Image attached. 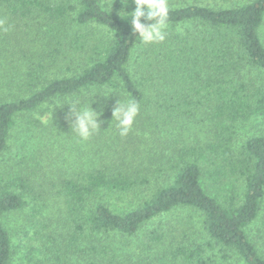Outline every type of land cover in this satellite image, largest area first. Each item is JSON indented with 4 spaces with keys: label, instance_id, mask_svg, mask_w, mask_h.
<instances>
[{
    "label": "trees",
    "instance_id": "16d2710c",
    "mask_svg": "<svg viewBox=\"0 0 264 264\" xmlns=\"http://www.w3.org/2000/svg\"><path fill=\"white\" fill-rule=\"evenodd\" d=\"M107 2L0 0V154L17 128L31 145L0 166V264L14 258L6 216L31 204L34 217L47 218L52 242L87 264L112 263V238L134 236L180 207L203 215L227 256L264 264L248 232L264 208V85L254 75L264 70V0L169 6L172 30L148 45ZM190 23L206 28L202 38L174 32ZM118 94L140 103L125 137L110 125ZM54 98L91 101L100 129L80 141L67 103L42 124L34 113ZM197 110L211 123L195 139L186 132ZM240 122L263 130L238 145ZM111 193L127 194L133 206L113 210ZM205 251L179 247L174 260L207 264Z\"/></svg>",
    "mask_w": 264,
    "mask_h": 264
},
{
    "label": "rangeland",
    "instance_id": "374dc122",
    "mask_svg": "<svg viewBox=\"0 0 264 264\" xmlns=\"http://www.w3.org/2000/svg\"><path fill=\"white\" fill-rule=\"evenodd\" d=\"M109 7L116 12L126 11L135 8L132 0H107ZM247 0H168L169 6L185 5L188 3H199L213 6H232ZM205 29L197 24H187L179 26L174 30L175 33L184 34L197 39L202 38ZM168 28V32L171 31ZM255 81L260 86L264 85V70L254 73ZM196 112V111H195ZM206 111L197 110L196 116L189 124L187 134L196 139V134L203 138L209 134V122L206 117ZM263 124L261 122H240L236 126V141L241 145L249 136L262 132ZM17 128L11 141V148L5 154H0V166L4 159L23 154L30 149L27 139L29 132H21ZM191 139V137H190ZM106 201L110 207L118 212H123L132 207L133 199L127 194L111 193ZM261 213L260 218L248 229L249 235L256 242L259 250L264 255V228L262 226ZM34 217L32 214V204L28 206L25 212L18 214H9L5 218V224L9 229L14 246V258L11 264H87L86 259L75 253L67 254L60 244L52 242L50 239V229L45 227L48 223L47 218L41 216ZM45 219V220H44ZM154 232L160 234L161 240L153 242L151 236ZM113 239L116 245L114 260L109 264H177L174 260V252L179 247L189 250L197 245L205 248V259L207 264H243V261L237 256H227L222 249L217 246L203 224V215L193 208L180 207L168 213L163 214L149 224L144 225L140 231L131 237L115 236ZM181 258V259H180ZM178 264H183V257H180ZM181 261V262H180Z\"/></svg>",
    "mask_w": 264,
    "mask_h": 264
},
{
    "label": "clouds",
    "instance_id": "9594fccd",
    "mask_svg": "<svg viewBox=\"0 0 264 264\" xmlns=\"http://www.w3.org/2000/svg\"><path fill=\"white\" fill-rule=\"evenodd\" d=\"M126 4L127 0H123ZM135 8L131 12L121 11V15L131 17L130 24L134 35L138 38L140 44L148 45L160 43L166 40L169 28V3L168 0H132ZM113 91H108L103 96H108ZM116 101L112 109V123L115 124L118 134L125 137L132 130L136 117L140 112V103L135 98H121ZM50 101V100H49ZM47 101L44 105L46 111L36 112L34 116L42 124H48L52 120L53 109L56 106H63L65 103L70 105L68 119L71 131L80 141H88L94 132L100 129L98 116L100 113L91 107V101L85 106L80 101H65L54 98L50 103ZM74 117V119H72Z\"/></svg>",
    "mask_w": 264,
    "mask_h": 264
}]
</instances>
